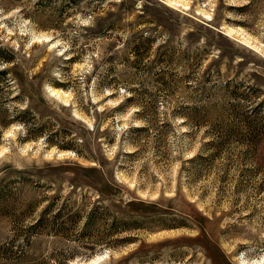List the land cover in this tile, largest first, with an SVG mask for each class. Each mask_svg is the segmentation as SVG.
Returning <instances> with one entry per match:
<instances>
[{"label":"rangeland","instance_id":"obj_1","mask_svg":"<svg viewBox=\"0 0 264 264\" xmlns=\"http://www.w3.org/2000/svg\"><path fill=\"white\" fill-rule=\"evenodd\" d=\"M0 71V264H264V0H0Z\"/></svg>","mask_w":264,"mask_h":264},{"label":"trees","instance_id":"obj_2","mask_svg":"<svg viewBox=\"0 0 264 264\" xmlns=\"http://www.w3.org/2000/svg\"><path fill=\"white\" fill-rule=\"evenodd\" d=\"M7 60L8 59H5V61H7ZM69 60L71 61V58ZM5 73L6 72H4V71H0V74H5ZM14 121L22 122L23 125L25 127H27L26 130L28 132V135H30L29 130H28V123H27L28 121H26V119H17V118H15ZM11 122H13V121H11ZM0 124L2 126H6V125L9 124V122L8 123H2L0 121ZM133 129L140 130V128H133ZM251 143H252L251 146L254 147L255 149H257L260 142H251ZM86 170L91 172V168L86 169ZM48 201H46V202H48ZM54 204H55V201L52 200L44 208L41 216L35 221V223L33 225H31L32 226L31 227V229H32L31 231L32 232H35L36 234H40L42 232V230H48V232L54 233L55 235H62V234H65L66 226H67L68 223L76 222L81 217L79 212H76L74 214H71V213L67 212V214H65V211H67V208H68V206L66 205L67 208L66 207L65 208H61V209H58V211H56L57 213L53 216L54 220L51 221L50 218L49 219L47 218V215L55 207ZM129 204H130L129 208L127 209L128 217H131L133 215H139L141 217H144L146 215L152 214V211H149L148 209L152 208L153 205H155L154 203H151V202L150 203L149 202L145 203V202L134 201V200H131V202H129ZM96 214H97V212H95L94 209L89 211V213L87 214V217H86L85 225H84V229L85 230L95 228V219H94V217H95ZM116 219H117V223H118V219L119 218H116ZM206 219H207L206 216H202V215L201 216H197V219H195V220H197V222H198L199 229H202V227H203V230H204V226H203L202 222L205 221ZM131 226L132 225L130 224V222L128 224L127 221L124 220L123 225H120V226L117 225L114 228V231L117 233L120 230H127L128 228H131ZM24 242H26L27 244L31 243L29 241V238H26L24 240ZM210 248H211V246H210ZM24 253L25 252H22L21 253L22 256H20V257H23Z\"/></svg>","mask_w":264,"mask_h":264},{"label":"bare ground","instance_id":"obj_3","mask_svg":"<svg viewBox=\"0 0 264 264\" xmlns=\"http://www.w3.org/2000/svg\"><path fill=\"white\" fill-rule=\"evenodd\" d=\"M63 92V91H62ZM52 94L53 95H58V96H61V92L60 90H55V89H52ZM98 259H100L99 261H101V259L103 260V256H99L98 258H94L92 260H90L89 262H87L86 264H97L99 261ZM85 264V263H84ZM249 264V263H247Z\"/></svg>","mask_w":264,"mask_h":264}]
</instances>
